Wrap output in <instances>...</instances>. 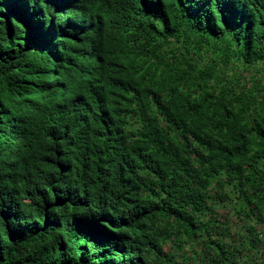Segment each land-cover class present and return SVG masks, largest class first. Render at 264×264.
I'll use <instances>...</instances> for the list:
<instances>
[{
	"label": "trees",
	"instance_id": "trees-1",
	"mask_svg": "<svg viewBox=\"0 0 264 264\" xmlns=\"http://www.w3.org/2000/svg\"><path fill=\"white\" fill-rule=\"evenodd\" d=\"M0 264H264V0H0Z\"/></svg>",
	"mask_w": 264,
	"mask_h": 264
}]
</instances>
